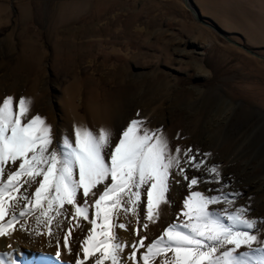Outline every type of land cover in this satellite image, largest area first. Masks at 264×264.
<instances>
[{"label":"rangeland","instance_id":"obj_1","mask_svg":"<svg viewBox=\"0 0 264 264\" xmlns=\"http://www.w3.org/2000/svg\"><path fill=\"white\" fill-rule=\"evenodd\" d=\"M190 3L264 56V0ZM6 94L31 97L57 131L139 112L170 139L179 134L175 143L217 155L223 170L243 145L235 173L247 163L251 180L264 177V131L253 133L264 125V60L199 23L185 0H0Z\"/></svg>","mask_w":264,"mask_h":264},{"label":"snow or ice","instance_id":"obj_2","mask_svg":"<svg viewBox=\"0 0 264 264\" xmlns=\"http://www.w3.org/2000/svg\"><path fill=\"white\" fill-rule=\"evenodd\" d=\"M32 103L0 97V238L47 237L57 264H264V217L211 152L139 112L57 131Z\"/></svg>","mask_w":264,"mask_h":264},{"label":"bare ground","instance_id":"obj_3","mask_svg":"<svg viewBox=\"0 0 264 264\" xmlns=\"http://www.w3.org/2000/svg\"><path fill=\"white\" fill-rule=\"evenodd\" d=\"M186 2H188V4ZM185 5L194 15H198L201 18L200 13L192 7L190 0H186ZM208 27L212 28L214 26H212L210 24V26H208ZM230 42L235 44V42H233V41H230ZM245 48H247V47H245ZM247 49L250 50L249 48H247ZM243 50L248 52L246 49H243ZM251 55H253V54H251ZM253 56H255L259 59H262L261 55H259L257 53L254 54ZM64 117H66V119L69 118V116H67L66 113L64 114ZM117 123H121V122L117 121L116 123H114L112 125L115 126ZM89 126H93V125L89 124ZM67 127L70 128L69 123H65V127H64L65 132L70 130ZM262 131H264V125L263 124L258 126L254 130L253 133L258 134L259 132H262ZM210 133H212V132H210ZM253 133H252V135H253ZM181 145H189V144L186 142H181ZM242 153H243V145H241L236 150V152L232 156V158L227 161V164H226L227 167H226V169L223 170V172L225 173L226 176L231 178L230 184L233 187L238 188L244 195V199L239 200L237 203L249 205L252 209L251 214L253 216L264 217V177H262V179L259 181L251 180V176L247 172V163L242 165V170L239 173L238 172L235 173V168H234L235 165L234 164H235V162H237L239 159H241L243 157ZM210 162H215V163L219 164L221 161L218 159L217 155L216 156L214 155V156H212ZM260 165L262 167H264V159L260 161ZM234 173L236 175H234ZM253 197L255 199L251 200V198H253ZM253 207L255 209H253ZM8 244L12 245V249H9L7 247ZM54 248H55L54 244L52 247L48 246L47 237L33 239L31 237L26 236L22 232H16L14 234V236L12 238H9V239L0 238V253L15 250V252L19 253V255L16 256V259L18 260L19 264H57V261L55 260L54 257H50L47 255V253L53 252Z\"/></svg>","mask_w":264,"mask_h":264},{"label":"water","instance_id":"obj_4","mask_svg":"<svg viewBox=\"0 0 264 264\" xmlns=\"http://www.w3.org/2000/svg\"><path fill=\"white\" fill-rule=\"evenodd\" d=\"M186 1V0H185ZM187 4H188V2H186ZM196 16V20L199 22V23H201V24H203V25H205V26H210V24L209 23H207V22H205L202 18H200L198 15H195ZM212 28H214L216 31H217V33L218 34H220L221 36H223L226 40H228V41H231L226 35H224L220 30H218V29H216L215 27H212ZM238 47H240V48H243V49H246L250 54H256L254 51H252V50H248L247 48H245V46H242V45H240V44H237V43H235ZM261 58H262V60H264V56H261Z\"/></svg>","mask_w":264,"mask_h":264}]
</instances>
